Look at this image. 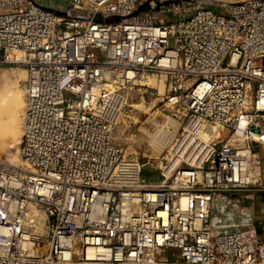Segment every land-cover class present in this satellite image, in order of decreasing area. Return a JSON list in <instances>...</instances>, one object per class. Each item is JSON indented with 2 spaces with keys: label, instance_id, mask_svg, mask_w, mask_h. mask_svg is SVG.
Returning <instances> with one entry per match:
<instances>
[{
  "label": "built area",
  "instance_id": "obj_1",
  "mask_svg": "<svg viewBox=\"0 0 264 264\" xmlns=\"http://www.w3.org/2000/svg\"><path fill=\"white\" fill-rule=\"evenodd\" d=\"M66 1L76 14L0 0V67L27 72L22 163L0 158V264H264L229 199L263 184L264 0ZM153 76L183 131L171 183L142 188L115 133ZM209 125L227 136L205 141Z\"/></svg>",
  "mask_w": 264,
  "mask_h": 264
},
{
  "label": "rangeland",
  "instance_id": "obj_2",
  "mask_svg": "<svg viewBox=\"0 0 264 264\" xmlns=\"http://www.w3.org/2000/svg\"><path fill=\"white\" fill-rule=\"evenodd\" d=\"M89 13L90 12H85V14ZM20 71H24L26 76L24 75L16 80L18 81V83L16 82V86L25 99V81L27 79V72L23 67L12 65L0 67V88L2 89L5 86L6 83L4 82L7 81L5 79H9L10 81L15 80L16 78L14 74H17ZM160 81L164 83L160 76H153L149 79V83L154 86L156 92H158L157 96L153 99L142 101L138 99L136 93L131 90L130 96L134 98L131 101L133 104L130 118L131 123L120 126L115 133L116 141L122 146L125 157L137 159L143 165L141 172V178L143 181L140 182L142 188H151L160 184L171 183V178L166 179L163 172L166 174L168 173V177L172 173L174 167L171 164L176 162L172 147L183 131V125H181L180 120L177 117L171 114V108H165L164 106V95L167 93V87L164 84L165 87L161 92V89H159ZM9 86L11 88V85L7 86L6 84V90L7 88L9 89ZM24 106L25 105H23V110ZM23 112L24 111H20L18 113L19 119H17L16 123L18 129H21L20 136L5 131L4 133H0V158L6 159L15 164L22 163L19 152L21 145L20 139H22L23 133ZM7 119L8 116L6 115V121ZM213 127L215 129V135H222L223 137L227 136V132L222 131V128L216 126ZM215 135L204 137V134H202V137L209 142ZM260 169L263 178L262 186L255 187L251 191L238 192L244 193L239 200L233 198L232 195V197L229 196V199L233 202L238 201V203L252 213L254 225L255 222H258V224L260 223V229H263V232L259 233V236L264 239V163ZM220 202L221 195L216 196L211 209L212 216L221 215L218 211L219 205L222 204V202ZM236 218V222H240L241 218L239 215Z\"/></svg>",
  "mask_w": 264,
  "mask_h": 264
},
{
  "label": "bare ground",
  "instance_id": "obj_3",
  "mask_svg": "<svg viewBox=\"0 0 264 264\" xmlns=\"http://www.w3.org/2000/svg\"><path fill=\"white\" fill-rule=\"evenodd\" d=\"M24 73H25L24 71H22V72L20 71L17 74L13 73L15 75L16 79L13 81H10L9 79H5L7 81L4 82L7 84V86L11 85V88L9 86V89L7 88V90H6V84L2 89L0 88L1 89L0 90V133L1 132L4 133V131H5V132L12 133L16 136L21 135V132H20L21 129L20 130L18 129V126L16 125V123H17V119H19L18 113L20 111H24L23 105H25L24 104L25 99L23 97V94L17 89L16 82L18 83V81H16V80H18L20 77H23L25 75ZM164 87H165L164 83L161 82L160 88H159V89H161L160 90L161 92L163 91ZM6 115L8 116L7 121H6ZM203 134H204V137H208V136H213L216 133H215L214 127L212 125H210L205 129ZM171 165H173V167H175L176 162H173ZM168 170H169V168H168ZM169 172H171V171H169Z\"/></svg>",
  "mask_w": 264,
  "mask_h": 264
},
{
  "label": "crops",
  "instance_id": "obj_4",
  "mask_svg": "<svg viewBox=\"0 0 264 264\" xmlns=\"http://www.w3.org/2000/svg\"><path fill=\"white\" fill-rule=\"evenodd\" d=\"M33 1L36 2L37 4L41 5V6L45 7V8L53 10L57 14L63 15L67 11H69L71 14H74V13L76 14L77 13V11L70 10L69 5H68L66 0H33ZM215 1H218V3H216L214 5H211L210 7L212 9H214L215 11H217V12H222L224 10V8L219 4L220 2L229 3V2H238V1H243V0H215ZM260 154L262 156V160H263V163H264V149H262L260 151ZM243 194L244 193H236V194H234L232 196H233V198H236L237 200H239L242 197ZM221 202H222V200H221ZM248 209H250V208H248ZM259 224H258V222L257 223L255 222V227L257 229L258 234L263 232V229H260Z\"/></svg>",
  "mask_w": 264,
  "mask_h": 264
}]
</instances>
